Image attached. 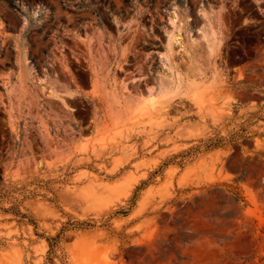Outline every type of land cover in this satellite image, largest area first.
Here are the masks:
<instances>
[{
    "label": "rangeland",
    "instance_id": "obj_1",
    "mask_svg": "<svg viewBox=\"0 0 264 264\" xmlns=\"http://www.w3.org/2000/svg\"><path fill=\"white\" fill-rule=\"evenodd\" d=\"M14 1L0 264H264V0Z\"/></svg>",
    "mask_w": 264,
    "mask_h": 264
},
{
    "label": "trees",
    "instance_id": "obj_2",
    "mask_svg": "<svg viewBox=\"0 0 264 264\" xmlns=\"http://www.w3.org/2000/svg\"><path fill=\"white\" fill-rule=\"evenodd\" d=\"M9 1V4L11 7L17 9V10H20V7L18 6V4L14 1V0H8ZM131 0H126V2H130ZM99 14V13H98ZM238 199H241V197H237Z\"/></svg>",
    "mask_w": 264,
    "mask_h": 264
}]
</instances>
